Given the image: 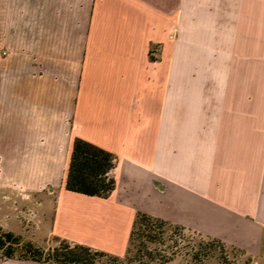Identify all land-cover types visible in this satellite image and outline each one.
Returning a JSON list of instances; mask_svg holds the SVG:
<instances>
[{"label": "crops", "instance_id": "obj_1", "mask_svg": "<svg viewBox=\"0 0 264 264\" xmlns=\"http://www.w3.org/2000/svg\"><path fill=\"white\" fill-rule=\"evenodd\" d=\"M77 139L108 198L66 189ZM0 211L38 246L124 257L143 212L259 255L264 0H0Z\"/></svg>", "mask_w": 264, "mask_h": 264}, {"label": "trees", "instance_id": "obj_2", "mask_svg": "<svg viewBox=\"0 0 264 264\" xmlns=\"http://www.w3.org/2000/svg\"><path fill=\"white\" fill-rule=\"evenodd\" d=\"M115 165V159L110 152L90 142L77 139L68 169L66 189L72 193L108 198L116 188V181L111 177ZM172 228L176 231L191 232L185 227L172 225L163 219L138 212L126 255L116 257L60 238H55V242L58 243L55 248L45 250L24 236L6 231L0 226V257L2 260L31 261L41 264H94L96 256L109 259L114 264L151 263L158 259L156 256L160 254L156 256L155 254L166 244L171 242L175 247L179 246L178 241H174L173 237L169 239L166 237ZM192 233L207 240L193 247L184 246V249L189 248V256L196 264L210 262L213 258L211 253L213 245L225 244L219 239ZM161 257L163 264L169 262L167 257Z\"/></svg>", "mask_w": 264, "mask_h": 264}, {"label": "rangeland", "instance_id": "obj_3", "mask_svg": "<svg viewBox=\"0 0 264 264\" xmlns=\"http://www.w3.org/2000/svg\"><path fill=\"white\" fill-rule=\"evenodd\" d=\"M19 208H21V210L18 212V219L21 222V226L25 228V230H32L34 226L33 224L35 222L30 218L29 211H26L25 206H19ZM6 214H8L7 211H0V218L5 219ZM11 219V225H15L16 222L14 218ZM166 237L167 239L173 237L174 241H178L179 246L175 247L174 243L170 242V244H166L160 248V251H158L157 254H155V256L159 254L160 256H156L158 259L154 262H134L132 264H163V259L161 256L167 257V259H169V262L165 264H196L194 261H192L191 256H189V248L184 249V246L193 247L203 241L207 242L206 238L197 234L187 231H176L174 228L168 231V235H166ZM57 245L58 243H56L55 239H53L50 243H43V246L40 247L44 248L45 250H50V248L53 249ZM168 246H170V248H168ZM211 251L213 258L207 264H264V249L257 256H252L243 249L229 246L227 244L213 245ZM94 264L114 263L109 261V259L96 256L94 257Z\"/></svg>", "mask_w": 264, "mask_h": 264}]
</instances>
